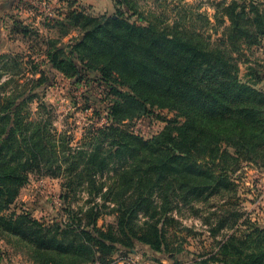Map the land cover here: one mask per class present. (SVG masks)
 I'll return each mask as SVG.
<instances>
[{
	"label": "rangeland",
	"instance_id": "rangeland-1",
	"mask_svg": "<svg viewBox=\"0 0 264 264\" xmlns=\"http://www.w3.org/2000/svg\"><path fill=\"white\" fill-rule=\"evenodd\" d=\"M233 1L130 0L138 13L123 9V18L143 32L151 25L158 30L167 28L171 35L202 51L225 53L227 59H235L232 63L240 69L241 82L264 94V24L260 27L242 21L240 36L228 18L227 8ZM78 2L75 10L79 14L84 11L87 16L102 17ZM254 2L261 4L258 9L264 22V0ZM45 3L53 10L48 0ZM44 7L31 10L35 15L32 21L14 25L17 34L12 36L9 53L0 52V118H11L10 123L0 124V161L15 167L26 165L28 171L16 199L0 210V217L13 221L28 218L47 229L72 227L88 232L93 228L89 224L97 218L98 229L108 232L113 227L114 236L123 241L114 244L115 252L109 256L113 264H232L263 251L261 153L252 156L242 148L238 153L220 142L217 158L206 156L209 150L192 140L205 141L207 135L187 131V119L160 97H152L149 88L136 87L135 79L108 73L106 62L97 63L99 53L84 51L87 59L80 75L76 76L69 63L61 68L65 74L56 69L48 55L64 51L58 59H66L68 46L94 24L80 22L76 28L66 22L67 17L61 21L52 17V12L47 16ZM70 13L63 10L66 16ZM248 18L255 16L251 13ZM125 27L118 24L115 29ZM252 35H258V40L253 41ZM232 37L238 41L233 49L229 45ZM96 44L102 53L100 43ZM77 64L82 63L77 60ZM127 94L136 102L126 100ZM123 102L125 108L116 115L121 121L116 127L148 145L131 141L121 156L109 158L104 173L72 174L76 151L90 154L98 146L107 150L111 142L107 128L113 124L111 108ZM16 118L21 121L19 129L30 130L25 133L26 141L14 126ZM11 130L18 133L17 143L2 151ZM185 131L188 134L181 135ZM224 151L229 155L221 157ZM172 156L184 160L174 161L160 172V166ZM52 165H62L63 170L54 173ZM74 179L82 184L70 188L68 181ZM136 201H142L138 208L130 203ZM118 210L126 213L120 228ZM18 228L22 234L31 227L23 223ZM127 238L132 246L127 245ZM28 239L0 228V264H51Z\"/></svg>",
	"mask_w": 264,
	"mask_h": 264
},
{
	"label": "trees",
	"instance_id": "trees-1",
	"mask_svg": "<svg viewBox=\"0 0 264 264\" xmlns=\"http://www.w3.org/2000/svg\"><path fill=\"white\" fill-rule=\"evenodd\" d=\"M113 1L116 4V13L112 17L105 15L97 18L87 16L84 11L82 14H79L78 10L70 11L71 13L66 18V22L69 24L76 28L80 22L93 23L94 26L84 29L82 38L68 46L70 52H65L68 54L66 59L61 61L58 59L59 54H63L64 51L48 55L50 63L64 74L66 70L63 72L62 66L69 63L77 76L80 75L81 66L87 59L84 58V51L88 50L93 54L99 53L97 54V63L106 62L103 64L106 65L108 73L117 72L135 79L138 81L136 87L149 88L154 93L151 94L152 97L156 99L160 97L168 107L175 109L182 117H185L187 131L190 129L194 132L198 131L200 137L207 135L205 141L202 138L198 140L193 138L192 140L209 150L206 156L216 159V145L223 142L236 148L238 153H241L239 148L247 149L252 156H255V153H261L259 156L264 160V94L241 82L240 69L232 63L235 59H227L223 55L225 53L217 50L202 51L194 44L171 35L167 32V28L158 30L156 26L151 25L144 32L135 29L124 20L123 9L136 14L138 10L130 4V0ZM259 5L261 4H256L254 0L242 1V3L234 0L228 6V18L233 30L240 31L238 32L240 36L243 37L240 30L242 21L246 24L256 22L258 26H263V16L258 9ZM249 10L254 14L255 19L248 18L251 14L248 12ZM118 24H121L122 27L125 24V29L117 31L115 27ZM102 33L104 37L100 38ZM234 37L229 39L231 49L235 48L238 43ZM251 37H253V41L258 40V35ZM96 42L100 43L101 49L104 50L102 53L98 52L96 45L99 46V44ZM142 44L145 45L142 46ZM77 60L82 64H77ZM262 78L260 77L259 80ZM130 87L132 88V85ZM125 96L129 97L126 100L136 102L128 94ZM146 100L150 101L151 99ZM124 108L125 102L117 103L114 108H111L110 117H112L113 124L107 128L111 133V136L108 137L111 142L108 144L107 150L105 147L98 146L90 154H86L88 152L83 150L76 151L74 153L75 161L71 164L72 174L89 172L95 176L98 173H104L109 165V158L121 156L129 149L131 141L136 142L139 146L148 145L147 142L121 132L116 127L121 122L116 115ZM144 112L146 113L145 110ZM10 121L11 118L8 115L0 118V124L3 123V125ZM13 122L14 126L19 129L21 121L16 118L13 119ZM25 126L32 127V125ZM19 131H21L20 137L26 141V134L30 130L23 131L21 128ZM36 133H34L35 136ZM186 134H188L186 131L184 134L181 133V135ZM17 135V131L11 130L8 138L3 141L1 150L13 147L17 143ZM154 142H157V139ZM34 148L36 147L34 146ZM40 151L37 152L38 155ZM86 155H90L89 160L83 161ZM228 155L224 151L221 157ZM0 160H2V156H0ZM178 160L181 162L184 158L176 156L168 158L165 164L160 166V172L163 173L166 166ZM193 166L195 169L197 168L196 163ZM62 167V165H52L54 173L61 172ZM27 172L26 165L15 167L0 161V210L5 209L16 199L19 189L26 180L25 173L27 174ZM81 184L82 182L76 179L68 181L70 188ZM130 203L138 208L142 201ZM131 211H135V209ZM118 213L117 227L120 228L125 223L126 213H122L121 210H118ZM96 219L89 224L93 227L91 232L72 227L65 230L59 227L47 229L43 224L28 218L13 221L0 217V228L29 238L28 241L35 246L33 249L37 253H45L44 255H47L46 258L51 264H113V260L109 256L115 252L114 244L123 243V241L114 236L113 227L108 232L98 229ZM23 223L29 224L30 231L23 233L20 230L22 234H19L18 226ZM122 233L126 234L124 228H122ZM130 234L132 237L135 235L131 230ZM136 239L147 242L142 238ZM126 240L127 245L132 246V242L128 238ZM52 250H54L53 253H50ZM98 255L102 256L98 258ZM232 264H264V250L248 255Z\"/></svg>",
	"mask_w": 264,
	"mask_h": 264
},
{
	"label": "crops",
	"instance_id": "crops-1",
	"mask_svg": "<svg viewBox=\"0 0 264 264\" xmlns=\"http://www.w3.org/2000/svg\"><path fill=\"white\" fill-rule=\"evenodd\" d=\"M45 0H0V52L5 53L12 47V36L17 34L14 32V25L17 22L25 24L30 21L32 16L35 17L33 8L43 6ZM51 3L52 17L63 21L67 16L63 14V10H75V6L79 5V0H48ZM84 7H87L93 14L101 16H113L116 13V4L113 0H80ZM57 9V10H56ZM86 14V13H85ZM35 20V19H33ZM32 21V19H31Z\"/></svg>",
	"mask_w": 264,
	"mask_h": 264
},
{
	"label": "built area",
	"instance_id": "built-area-1",
	"mask_svg": "<svg viewBox=\"0 0 264 264\" xmlns=\"http://www.w3.org/2000/svg\"><path fill=\"white\" fill-rule=\"evenodd\" d=\"M43 6L44 7V10H45V13L47 14V16H51V9L50 7L47 5V3H45V1L43 2Z\"/></svg>",
	"mask_w": 264,
	"mask_h": 264
}]
</instances>
